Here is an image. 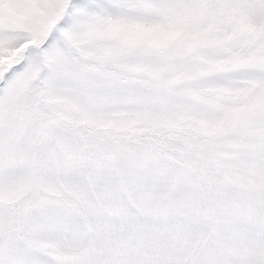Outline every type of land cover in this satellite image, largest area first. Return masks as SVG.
I'll return each mask as SVG.
<instances>
[{
	"label": "snow or ice",
	"instance_id": "obj_1",
	"mask_svg": "<svg viewBox=\"0 0 264 264\" xmlns=\"http://www.w3.org/2000/svg\"><path fill=\"white\" fill-rule=\"evenodd\" d=\"M0 264H264V0H0Z\"/></svg>",
	"mask_w": 264,
	"mask_h": 264
}]
</instances>
